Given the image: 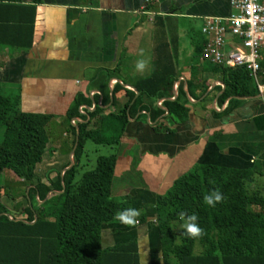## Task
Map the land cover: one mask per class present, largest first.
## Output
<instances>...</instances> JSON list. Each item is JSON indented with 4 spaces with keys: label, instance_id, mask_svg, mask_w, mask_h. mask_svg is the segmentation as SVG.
Returning <instances> with one entry per match:
<instances>
[{
    "label": "crops",
    "instance_id": "1",
    "mask_svg": "<svg viewBox=\"0 0 264 264\" xmlns=\"http://www.w3.org/2000/svg\"><path fill=\"white\" fill-rule=\"evenodd\" d=\"M12 3L16 4L0 6V89L20 93L23 112L47 115L51 120L46 128L47 151L35 162L39 180L28 184L12 177L2 182V201L11 220L26 221L28 215L19 206L25 205L30 191L39 185L53 188L59 174L71 168L76 150L72 126L82 120H71L68 115L78 96L83 94L91 102V107L80 108L82 115L98 106L106 116L116 113L113 91L119 86L136 97L116 150L112 191L116 199L130 196L140 218L131 226L106 225L104 249L134 242L141 264H163L157 198L199 166L251 170L255 173L251 189L264 196V77L260 78L258 96L231 98L220 105L225 91L223 76L203 58L207 20L229 18L231 0H43L35 10L31 9L33 0ZM160 19L177 69L169 100L137 95L136 90L139 82L154 73ZM262 53L264 59V49ZM141 58L147 61L143 73L135 69ZM189 85L195 98L188 93ZM181 88L189 99V114L182 120L170 117L164 107L166 101H175ZM104 92L109 104L104 103ZM119 98L122 107L129 101L125 92ZM234 99L241 104L221 115ZM142 106L157 113L164 111L160 120L164 119L172 133L156 132L148 114L140 112ZM97 122L92 121V129L97 128ZM54 193L49 192L46 200ZM39 199L37 193V208L45 203ZM52 210L48 207L44 213L46 221H55ZM177 225L174 228L179 235L181 227L177 229Z\"/></svg>",
    "mask_w": 264,
    "mask_h": 264
},
{
    "label": "trees",
    "instance_id": "2",
    "mask_svg": "<svg viewBox=\"0 0 264 264\" xmlns=\"http://www.w3.org/2000/svg\"><path fill=\"white\" fill-rule=\"evenodd\" d=\"M16 1L20 0H0V6L9 7ZM42 3L43 0H33L31 9L35 10V6ZM160 21L154 73L139 82L136 90L150 98L169 100L177 82V69L162 19ZM213 67L222 74L225 86L220 105L231 98H252L260 94L259 84L245 68ZM261 67L260 78L264 77V59ZM121 92H125L129 100L123 107L119 103ZM16 93L0 89V130H5L0 142V264H141L134 242L112 249L102 246L103 228L119 223L114 219L115 213L132 207L130 196L113 197L117 154L99 157L94 170L77 178L82 167L80 158L88 141L115 150L121 145L136 93L116 87L113 91L116 113L106 116H103L105 110L98 106L95 111L82 115L80 108L91 107V102L83 94L78 96L68 115L71 120H82L72 126L76 146L73 166L63 175L59 174L53 188L39 185L37 190L30 191L25 205L19 206L28 215L26 221L11 220L8 216L10 211L2 201L5 190L2 182L7 172L28 184L39 180L35 162L47 151L46 128L51 117L23 112L20 94L16 96ZM188 93L195 98L192 85ZM103 95L104 103L109 104L110 98L105 92ZM188 102V94L181 88L175 101H166L164 107L170 117L182 120L188 117ZM240 104L241 101L232 100L221 115H228ZM143 111L155 124L156 132L172 133L162 122L164 119L160 120L164 111L157 113L142 106L140 112ZM95 119H98L97 128L92 129ZM254 177L251 170L203 165L180 177L165 196H159L157 225L163 264H264V196L252 191ZM52 190L57 193L46 200ZM215 190L222 193L223 200L215 207L205 205L204 196ZM37 193L39 201L45 202L38 208L34 205ZM48 207L53 209L54 222L45 220ZM180 212L198 217L197 224L202 229L200 237L188 238L182 229L179 235L176 233L174 224H182Z\"/></svg>",
    "mask_w": 264,
    "mask_h": 264
},
{
    "label": "built area",
    "instance_id": "3",
    "mask_svg": "<svg viewBox=\"0 0 264 264\" xmlns=\"http://www.w3.org/2000/svg\"><path fill=\"white\" fill-rule=\"evenodd\" d=\"M231 8L229 18L207 20L203 58L214 66L245 68L260 84L264 4L262 0H231Z\"/></svg>",
    "mask_w": 264,
    "mask_h": 264
},
{
    "label": "clouds",
    "instance_id": "4",
    "mask_svg": "<svg viewBox=\"0 0 264 264\" xmlns=\"http://www.w3.org/2000/svg\"><path fill=\"white\" fill-rule=\"evenodd\" d=\"M140 56H144L143 50L140 52ZM147 61L143 58L138 59L135 64L136 71L143 73L146 69ZM212 183V181H210ZM223 195L219 190L211 191L208 195H205L203 202L205 205L215 207L216 204L223 200ZM139 212L133 207L125 208L114 215V219L119 221L120 224L125 226L134 225L137 222ZM179 218L182 221L181 229L184 236L188 238H198L202 235V229L197 224L198 217L195 214L188 215L185 212L179 213Z\"/></svg>",
    "mask_w": 264,
    "mask_h": 264
},
{
    "label": "rangeland",
    "instance_id": "5",
    "mask_svg": "<svg viewBox=\"0 0 264 264\" xmlns=\"http://www.w3.org/2000/svg\"><path fill=\"white\" fill-rule=\"evenodd\" d=\"M2 91H4L5 93H8V91H5V90H2ZM12 93L14 92L12 91ZM17 94H20V93H16V96ZM4 131L5 130L3 128L0 132V142H2L3 140ZM113 154H116V150L114 148H110L108 146H99V145L94 144L91 141H88L85 145L83 154L81 155V158H80L82 167L79 169L77 178H80L86 172L94 170L96 168V162L99 157H103V156L109 157V156H112ZM6 174L7 175H5V178L7 179L15 177L11 172H7ZM39 174L42 178L46 176L45 173L41 171ZM180 226L181 225L178 224L177 229L180 228Z\"/></svg>",
    "mask_w": 264,
    "mask_h": 264
},
{
    "label": "water",
    "instance_id": "6",
    "mask_svg": "<svg viewBox=\"0 0 264 264\" xmlns=\"http://www.w3.org/2000/svg\"><path fill=\"white\" fill-rule=\"evenodd\" d=\"M137 95H140V93L137 92ZM78 141H79V140H77V145H78ZM72 166H73V164H72ZM72 166H71V167H72Z\"/></svg>",
    "mask_w": 264,
    "mask_h": 264
}]
</instances>
